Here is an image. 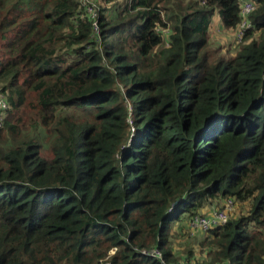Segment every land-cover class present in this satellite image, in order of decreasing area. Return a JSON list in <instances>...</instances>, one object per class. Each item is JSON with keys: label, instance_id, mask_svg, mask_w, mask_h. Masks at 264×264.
Masks as SVG:
<instances>
[{"label": "trees", "instance_id": "1", "mask_svg": "<svg viewBox=\"0 0 264 264\" xmlns=\"http://www.w3.org/2000/svg\"><path fill=\"white\" fill-rule=\"evenodd\" d=\"M103 1L0 0V264H264V0Z\"/></svg>", "mask_w": 264, "mask_h": 264}, {"label": "built area", "instance_id": "2", "mask_svg": "<svg viewBox=\"0 0 264 264\" xmlns=\"http://www.w3.org/2000/svg\"><path fill=\"white\" fill-rule=\"evenodd\" d=\"M240 1V17L241 23L235 31V42L236 44L241 43L244 40L245 33L248 29L252 27L250 16L257 10V4L250 0H239ZM90 3V2H89ZM92 3L87 6V11L93 17L95 16V8ZM98 8V7H97ZM95 31L98 30L96 23H94ZM10 105L4 94H0V129L3 128L7 111L9 110ZM236 212V205L233 200H228L224 208L215 209L209 216L196 215L190 221V227L194 231H210L219 226H223L228 223V221L233 217ZM116 252V249H113L110 254L113 255ZM142 254L156 258L161 261L162 264L166 263L163 259L161 251L154 248L151 250H143Z\"/></svg>", "mask_w": 264, "mask_h": 264}, {"label": "rangeland", "instance_id": "3", "mask_svg": "<svg viewBox=\"0 0 264 264\" xmlns=\"http://www.w3.org/2000/svg\"><path fill=\"white\" fill-rule=\"evenodd\" d=\"M83 1H84V4L86 6L90 5V3L87 2L86 0H83ZM90 2H92V4L94 6H97L98 9H99V7L101 9V8H105V6H106V4L104 3L103 0H98L97 1L98 4H96L94 1H90ZM218 19H219L218 17H215L214 21H217ZM234 40H235L234 35L230 31L224 30L222 33H219V34L214 32L212 35V43H211L212 49L214 50V49L222 48L223 49L222 53L227 54L229 52L227 55L230 56V55L234 54L236 51ZM174 246L178 248V245L174 244ZM182 255H184V254H182Z\"/></svg>", "mask_w": 264, "mask_h": 264}, {"label": "crops", "instance_id": "4", "mask_svg": "<svg viewBox=\"0 0 264 264\" xmlns=\"http://www.w3.org/2000/svg\"><path fill=\"white\" fill-rule=\"evenodd\" d=\"M212 31H213L212 33L216 32L217 34L222 33L224 31V28L222 27L220 19H218L217 21H214ZM230 32L233 33L234 39H235V31H230ZM215 209H217L215 205L214 206H208V208L203 211V214L205 216H209L212 213V211Z\"/></svg>", "mask_w": 264, "mask_h": 264}]
</instances>
